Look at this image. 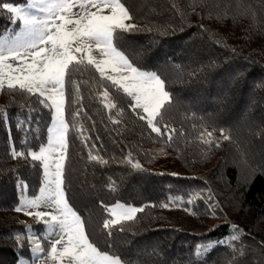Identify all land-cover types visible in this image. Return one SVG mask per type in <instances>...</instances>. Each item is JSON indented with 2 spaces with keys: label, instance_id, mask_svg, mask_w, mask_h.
<instances>
[{
  "label": "trees",
  "instance_id": "trees-1",
  "mask_svg": "<svg viewBox=\"0 0 264 264\" xmlns=\"http://www.w3.org/2000/svg\"><path fill=\"white\" fill-rule=\"evenodd\" d=\"M25 1L0 0V5ZM124 2L135 23L169 28L167 35L125 34L119 46L142 69L158 71L168 81L173 104L165 122L177 135L168 146L132 113L122 95L111 97L122 112H109L98 95L102 84L114 91L110 83L99 81L91 69L73 71L80 90L69 85L66 108L69 203L87 221L90 239L100 249L131 264H195V249L210 241L225 244L207 254V264H264V0H240L255 19L233 18L237 0ZM226 8L229 14L218 18ZM8 15L0 14V33L11 25ZM110 116L120 123L113 124ZM49 123L50 111L35 97L29 103L0 92V264L30 259V246L21 247L15 239L26 236V227L13 209L18 181L27 184L30 196L42 182V168L33 167L30 158L11 159L10 144L17 150L37 149ZM205 126L230 130L233 141L210 148L199 139ZM213 139L222 141L219 131ZM163 152L170 157L165 170L157 168ZM89 153L108 163L89 161ZM117 202L144 211L123 225L124 232L113 229L110 238L101 228L107 217L103 206ZM168 203L170 209L161 206ZM234 234L239 238L231 241ZM229 243L243 254L234 256Z\"/></svg>",
  "mask_w": 264,
  "mask_h": 264
},
{
  "label": "snow or ice",
  "instance_id": "snow-or-ice-1",
  "mask_svg": "<svg viewBox=\"0 0 264 264\" xmlns=\"http://www.w3.org/2000/svg\"><path fill=\"white\" fill-rule=\"evenodd\" d=\"M172 7L183 17V11L175 3ZM4 12L9 14L8 19L13 27L0 33V92L23 97L29 103L35 97L39 104L52 112L45 143L37 149L26 147L22 150L10 144L7 153L13 160L30 158L35 162L33 167L43 169V186L39 188L37 196H23L28 186L18 181L17 187L22 197L13 210L29 217L35 216L38 222L43 223L46 235L40 237L30 234L32 229L29 228V234L24 237L17 235L16 241L21 247L24 244L31 245L30 251L40 264H131L125 258L100 249L90 239L87 221L69 203L65 184L70 130L66 111L68 90L69 85L77 92L80 90L79 83L72 79L73 71L80 67L94 70L99 74V81L109 82L111 89H114L110 91L109 84L101 85L103 91L98 99L106 110L111 112L117 109V114H120L122 109H118L111 97H127L132 113L145 123L151 133L171 146L177 130L165 122V114L173 104V93L168 88V81L158 71L142 69L119 46L125 34L154 31L159 35H167L169 28L144 27L135 23L137 17L124 0H28L26 6L3 3L0 5V14ZM228 14L226 8L222 16L218 14V18ZM249 15L255 19V13L237 0L233 18ZM17 23L18 29L15 28ZM94 53H98L99 58ZM75 115H79V110ZM109 119L113 124L120 123L111 116ZM20 126L23 127V124ZM216 131H219L222 141L213 139ZM179 135L184 136L185 133L181 131ZM257 135L261 136V132ZM199 139L210 148H220L222 142L233 141L230 130L213 127L212 131H208L206 126ZM24 143L27 146V133ZM88 159L100 165L108 163L102 156L92 153L88 154ZM245 162H248L247 157ZM128 163L134 169L141 170V165L130 158ZM161 206L170 209L171 203ZM103 207L107 210V217L102 220L101 228L110 238L113 229L124 232L123 225L134 222L137 214L144 211V207L119 202L114 206ZM41 208L48 211H31ZM238 238L234 234L231 241ZM44 242L48 244L47 249ZM222 244L225 242L210 241L198 246L194 251L195 264H207V254ZM226 246L234 256L238 251L240 255L243 254L233 248L231 243ZM21 264L28 262L22 260Z\"/></svg>",
  "mask_w": 264,
  "mask_h": 264
},
{
  "label": "rangeland",
  "instance_id": "rangeland-1",
  "mask_svg": "<svg viewBox=\"0 0 264 264\" xmlns=\"http://www.w3.org/2000/svg\"><path fill=\"white\" fill-rule=\"evenodd\" d=\"M27 3H28V0H26L24 4H21V5H18V6H26ZM74 11H75V9H74ZM16 26H17V29H18V28H19V23H17ZM12 27H13V25H12V23H11V25L9 26L8 29H10V28H12ZM3 33H4V32H3ZM94 55H97V57H98V53H94ZM98 58H99V57H98ZM111 99H112V98H111ZM112 100H113V99H112ZM113 101H114V100H113ZM46 109L50 111L49 108H46ZM50 113H51V118H52V112L50 111ZM50 124H51V123H49V125L47 126V128L50 127ZM47 128H46V132H45V139H44V142H42V143H45V142H46V138H47ZM42 143H41V144H42ZM41 144H40V145H41ZM40 145H39V146H40ZM158 159H159V163L157 164V168H158V169H161V170H165V169H167V168H168V163H169V161H170V157H169L165 152H163V153L161 154V157L158 158ZM41 168H42V167H41ZM42 181H43V169H42ZM24 183H25V182H24ZM42 186H43V185H42V182H41L39 188L42 187ZM39 188H38V190H37V193H36L35 195H33V196L28 195V193H27V189H26V190L23 192V196H25V197H27V198H32V197H34V196H37V195H39ZM17 197H18V205H19V203H20V201H21L22 193H21V190H20L18 187H17ZM174 201H177L178 204L181 203V200H180V199H177V200H174ZM115 204H116V203H115ZM115 204H113V205H111V206H114ZM125 205H126V204H125ZM129 206H132V205H129ZM28 210H29V209H25V211H28ZM38 210L48 211V209H46V208H41V209H31V211H38ZM13 213L16 214L19 218H21V219L23 220V222H24V224H25V227H26V235L29 234V233L27 232V229H29V228L32 229V233H30V234H35V235L40 236V237H43V236L46 235V232H45V230H44V225H43V223H42V222H38V220H37V218H36L35 216H33V217H29V216L24 215L22 212H16V211H13ZM29 246L31 247V245H29ZM44 246H45V248L47 249V247H48L47 242H44ZM30 252H31V251H30ZM21 261H22V260H21ZM21 261H20L19 264H21ZM23 261H27L28 264H40V262H39L38 260H35V259H34L32 253H31V255H30V259H29V260H23ZM49 264H51V262H49Z\"/></svg>",
  "mask_w": 264,
  "mask_h": 264
}]
</instances>
